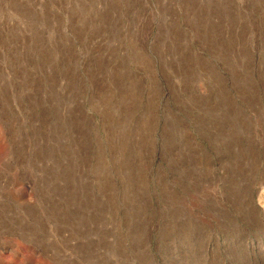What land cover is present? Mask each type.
I'll list each match as a JSON object with an SVG mask.
<instances>
[{
	"label": "rangeland",
	"instance_id": "obj_1",
	"mask_svg": "<svg viewBox=\"0 0 264 264\" xmlns=\"http://www.w3.org/2000/svg\"><path fill=\"white\" fill-rule=\"evenodd\" d=\"M263 178L264 0H0V264H264Z\"/></svg>",
	"mask_w": 264,
	"mask_h": 264
},
{
	"label": "bare ground",
	"instance_id": "obj_2",
	"mask_svg": "<svg viewBox=\"0 0 264 264\" xmlns=\"http://www.w3.org/2000/svg\"><path fill=\"white\" fill-rule=\"evenodd\" d=\"M259 186H260V188H261V190H262V192L264 191V178L260 181V183H259ZM264 193V192H263ZM262 193V194H263ZM263 196V195H262ZM258 204H261L260 202H261V199L258 197ZM264 205V204H263Z\"/></svg>",
	"mask_w": 264,
	"mask_h": 264
}]
</instances>
